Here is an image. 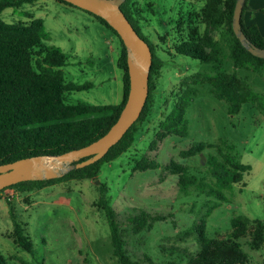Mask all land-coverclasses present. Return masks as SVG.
<instances>
[{"label":"rangeland","instance_id":"obj_1","mask_svg":"<svg viewBox=\"0 0 264 264\" xmlns=\"http://www.w3.org/2000/svg\"><path fill=\"white\" fill-rule=\"evenodd\" d=\"M135 1L143 15L142 32L164 62L147 119L138 125L134 143L104 163L97 179H72L25 193L1 191L0 253L9 264H119L105 210L96 204L100 185L106 183L104 196L116 212L124 247L134 260L186 264L200 249L195 222L204 221L208 237H227L232 220L241 217L249 221V228L236 241L248 254V264H264V231L255 238L258 220L264 224V112L256 102H247L239 112L230 113L229 103L215 96L211 84L197 81V72L213 69L175 52L176 22L188 20L189 12L199 11L206 0ZM28 13L44 20L43 45L59 47L67 55L62 67L66 80L93 84L67 93L69 103L121 101L123 70L117 64L121 42L110 28L92 13L60 0L8 7L1 17L7 22L28 21ZM215 36L222 40L223 31L217 30ZM224 69L236 70L264 100V66L259 71L235 68L226 57ZM185 87L194 89L186 110L187 133L159 140L161 123ZM195 145H202V150L182 153ZM223 154L251 166L241 181L234 182L235 169ZM143 156L160 162V167L140 170L137 163ZM171 160L184 165L182 176L191 183L180 184V174L168 167ZM219 163L225 164L224 176L213 172ZM10 209L31 236L33 252L14 243ZM141 212L161 218L136 233L131 219Z\"/></svg>","mask_w":264,"mask_h":264},{"label":"trees","instance_id":"obj_2","mask_svg":"<svg viewBox=\"0 0 264 264\" xmlns=\"http://www.w3.org/2000/svg\"><path fill=\"white\" fill-rule=\"evenodd\" d=\"M35 1L0 0V163L37 154H59L91 143L106 133L117 120L129 91L127 49L123 40L104 18L86 10L110 28L121 42L117 64L123 70V96L120 102L113 104H94L86 101L69 103L67 93L90 88L93 84L66 80L62 67L67 64L68 57L59 47L43 45L45 29L43 18L28 13L30 17L28 21L7 22L1 17L5 8L19 7ZM60 1L74 5L65 0ZM235 3L236 0H206L199 11L189 12L188 20L179 19L174 27L177 40L173 43V48L176 53L198 59L213 69L197 72L196 75L200 79L196 80L211 84L215 96L229 103L230 113L239 112L247 102H256L264 112V100L237 75L236 70L228 72L224 69L226 57L232 60L235 68L251 67L259 71L264 66V58L255 56L247 50L233 30ZM246 6L247 0L241 15L242 28L251 43L264 47V35L260 27L255 23L250 25L244 23L243 13ZM121 8L134 28L149 42L153 54L149 94L140 117L99 160L83 167H75L60 177L20 181L1 189L0 192L6 188H13L25 193L72 179H97L104 163L113 161L134 143L138 125L148 117L152 93L157 86V78L161 74L164 62L158 55L154 43L142 32L143 15L136 1L125 0ZM184 27L187 28L186 35L183 34ZM217 30L223 31L222 40L216 38ZM165 37L161 36L162 40H165ZM193 93L192 87L181 88L177 92L172 109L161 123L159 140L169 134L187 133L186 110ZM202 148V145H195L182 153L195 154ZM223 155L225 161L235 169L234 182L241 181L243 173L251 166L226 154ZM160 165V162L143 156L137 163V168L144 170ZM168 167L180 174V184L191 183V180L182 176L183 164L171 160ZM213 172L215 175L224 176L225 164H217ZM100 191L101 197L96 204L105 210L108 218L113 253L118 263L143 264L131 258L124 247L116 212L104 196L108 192L106 183H101ZM10 217L13 222L11 237L14 243L28 252H33V240L12 209ZM159 218L161 217L141 212L131 219L134 232L138 233L151 227L153 221ZM258 222L255 238L259 239L263 234L264 224L259 220ZM248 223L247 219L236 217L232 220L233 229L229 236L208 237L204 221L195 222L193 226L198 235L200 249L186 264H248V254L236 241L246 235ZM149 261L150 264H154L150 258ZM0 264H9L7 257L2 253Z\"/></svg>","mask_w":264,"mask_h":264},{"label":"water","instance_id":"obj_3","mask_svg":"<svg viewBox=\"0 0 264 264\" xmlns=\"http://www.w3.org/2000/svg\"><path fill=\"white\" fill-rule=\"evenodd\" d=\"M65 1L101 16L120 35L127 49L129 91L126 102L107 132L87 145L59 154H37L0 163V190L24 180L60 177L75 167H83L99 160L138 120L146 104L153 54L149 42L134 28L122 10L121 5L125 0ZM245 1L236 0L232 27L247 50L264 58V47L251 43L242 28L241 15Z\"/></svg>","mask_w":264,"mask_h":264},{"label":"crops","instance_id":"obj_4","mask_svg":"<svg viewBox=\"0 0 264 264\" xmlns=\"http://www.w3.org/2000/svg\"><path fill=\"white\" fill-rule=\"evenodd\" d=\"M243 20L246 25L257 24L264 35V0H247Z\"/></svg>","mask_w":264,"mask_h":264}]
</instances>
